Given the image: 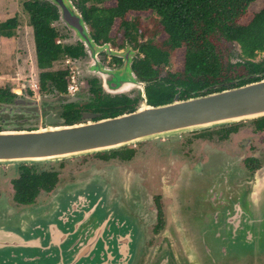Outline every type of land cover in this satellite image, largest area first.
Instances as JSON below:
<instances>
[{"label":"flooded vegetation","instance_id":"obj_1","mask_svg":"<svg viewBox=\"0 0 264 264\" xmlns=\"http://www.w3.org/2000/svg\"><path fill=\"white\" fill-rule=\"evenodd\" d=\"M130 36L132 37L131 33L126 35L121 30L112 41L96 42L97 45L109 43L106 49L121 51L120 55L101 50L93 57H85L82 45L78 41L72 43L71 45H80L81 53L76 57H66L65 63L77 62L83 57L80 71L73 72L68 67L65 72H23L3 77L1 82L6 85L1 86L0 83V127L14 128L18 125L14 131H32L46 127L87 124L130 113L144 106H159L174 100L238 86L264 76V70L247 72L244 59L238 56V44L229 42L237 45L238 54L234 56L227 50L228 54L221 57V62L228 77L232 78L190 89L182 82V64L178 71L168 69L174 63L171 55L157 61L145 56L139 48L147 38ZM118 38H121L120 42ZM125 39L132 49L122 50ZM136 49L138 52L130 56L128 50L132 52ZM127 60H130L129 66L124 64ZM249 60L253 63L264 61V51L256 52ZM240 80H243L241 84L238 83ZM46 96L52 97L45 99ZM262 117L264 116L252 118L248 122L239 121L213 128H201L188 132V135L180 139L159 138L157 142L141 148L139 144L148 140L138 139L88 154L93 157L94 164L99 166L111 162L120 166L127 164L131 175L143 180L142 187L151 200L147 212L152 214V220L146 226V243L153 248L149 264H197V260L190 259L184 253L189 248L191 239H198L202 246L203 256L200 259L203 258L205 264H232L238 260L237 255L248 252L246 243L241 241L243 232L236 233L230 229L224 232L215 229L213 231V227L221 222L231 224L233 220L247 221V217L241 214L247 210L245 198L250 188L248 178L261 166L258 153L252 152V147L264 148ZM229 145L240 155L238 171L242 173L237 175L235 172L232 183L223 174L231 171V168H214L213 164L202 172L201 168L196 167L199 160H209L204 153L207 147L227 151L230 149ZM88 155L81 154L83 157ZM66 159L70 158L17 162L16 175L9 178L8 189H5L8 206L18 212L49 198L58 187L74 180L82 168L76 170L73 176L63 173L65 166L63 169L60 166ZM50 162H57V166L48 165ZM25 169L29 173L41 175L43 179L40 183L43 186L37 185V194L32 202L24 204L13 200L12 181L20 178ZM125 207L123 209L118 204L116 211L118 218L125 222L123 226L133 223V218H130ZM68 226L72 229L69 233L75 237L89 239L95 230V220L87 219L81 223L78 217H74L69 220ZM137 229L133 224L135 237ZM174 239H177L183 254L181 258L175 257L172 247ZM223 239L225 241L221 246L219 240ZM181 240L186 249L181 246ZM212 244L219 245V248L211 247ZM214 250H217L218 255Z\"/></svg>","mask_w":264,"mask_h":264},{"label":"water","instance_id":"obj_2","mask_svg":"<svg viewBox=\"0 0 264 264\" xmlns=\"http://www.w3.org/2000/svg\"><path fill=\"white\" fill-rule=\"evenodd\" d=\"M45 1L56 8V20L69 30L71 42L78 41L88 56L101 50L120 55L121 51L107 50V42L96 44L71 0ZM137 52L133 50L132 55ZM124 64L129 66L130 60ZM260 116H264V76L97 122L32 131L0 130V162L57 160L138 139ZM254 189L258 200H264V171ZM105 197V190L93 181L84 188L74 184L60 186L45 203L18 212L0 202V264H132L139 245L133 223L123 226L125 222L116 212L118 204L107 203ZM259 209L262 217L259 215L258 221L247 223L244 229H257L258 244L264 247V203L258 205ZM74 217L81 223L95 220L91 238L80 239L69 233V220ZM251 243L247 241L248 246Z\"/></svg>","mask_w":264,"mask_h":264},{"label":"trees","instance_id":"obj_3","mask_svg":"<svg viewBox=\"0 0 264 264\" xmlns=\"http://www.w3.org/2000/svg\"><path fill=\"white\" fill-rule=\"evenodd\" d=\"M73 1L95 42L112 41L120 29L126 35L132 32L147 37L139 49L156 61L180 50L182 82L190 89L232 78L222 67L221 57L228 53L221 50L218 42L238 44V56L244 59L247 72L264 70V61L253 63L249 60L256 52L264 51V0L244 22L241 19L254 0H112L113 5L108 6L96 5L102 0ZM21 6L31 27L35 65L39 72H65L66 69L52 70L50 67L62 57H76L81 49L78 44L57 42L60 35L51 25L57 19L56 8L45 0H24ZM146 11L156 16L150 19L149 25H143L139 18ZM128 14L133 15V20L125 18ZM16 22L14 15L0 21V37L13 38ZM156 34L162 35L156 40L159 45L153 43ZM42 179L41 175L25 169L20 178L12 181L13 200L24 204L32 202L37 194L36 186H43Z\"/></svg>","mask_w":264,"mask_h":264},{"label":"rangeland","instance_id":"obj_4","mask_svg":"<svg viewBox=\"0 0 264 264\" xmlns=\"http://www.w3.org/2000/svg\"><path fill=\"white\" fill-rule=\"evenodd\" d=\"M24 0H0V21H3L4 19L8 17H12L13 15L16 17L17 25L14 30L15 36L13 38H2L0 37V83L1 86L6 85L5 82H1V76H5L14 72L18 73H29L33 74L36 72H39V69L35 65L34 60V49H33V42H32V35H31V27L28 24V17L27 13L22 9L21 3ZM73 3L74 1L71 0ZM89 3V2H88ZM112 0H102L101 2L97 3L96 5H113ZM263 4V0H254L252 3H250L247 7V12L244 15V17L241 19V22H244L249 19L252 12L258 10ZM127 20H133V15L128 14L125 17ZM140 20L143 22V25H149L151 20H154L156 18L155 14L153 12H143L139 15ZM151 19V20H150ZM116 24V23H115ZM59 33V43L63 44H72L74 42L72 41V36L69 34V30L65 28V26L61 25L57 20L52 22L51 24ZM121 30H118V34H120ZM131 35L134 36V38H137L138 33L131 32ZM141 37V36H140ZM133 38V37H132ZM147 38V37H146ZM162 38L161 34H156L153 38V43L156 45H159L156 40H160ZM119 42L121 41V38H118ZM218 45L221 47V50L223 51H231V53L234 56H237L238 54V47L236 44H230L226 42H218ZM126 49H132L129 42L125 39V44L122 47V50L125 51ZM129 51V55L133 56L131 50ZM177 53V54H176ZM176 53L172 56L173 59V65H170L168 69H172L174 71H178L182 64V57H181V51L178 50ZM261 55V54H259ZM84 56L87 57L88 55L84 53ZM83 57L78 60L77 62L73 63H65L66 57H62L56 61H54L50 67V69H67L68 67H71V70L74 72L80 71L81 64ZM33 76V75H32ZM52 96H46L45 99H48ZM250 119H243L235 121H245L248 122ZM220 124H215L208 126L209 128H213L216 126H219ZM244 125H248V123H244ZM19 126L13 127H6L2 126L0 129L2 130H14L17 129ZM207 127V128H208ZM201 128L196 129H188V130H181V131H175L167 134L152 136L149 138L142 139L141 141L148 140L141 142L139 145L140 148L149 144L154 143L159 140V138H172V139H180L184 135H188V132H193L200 130ZM207 147L204 150V153L208 161L205 162L203 160H199L196 167H199L202 169V172L205 171V169H209L214 164L215 167H221V168H231V171L228 173H223L225 176H227L232 183L233 175H238L240 172L238 171V152L236 149L232 147V145H229V148L227 151L223 149H208ZM252 152L255 151V153H258V156L261 161V166L257 169V171L252 174L248 178L249 183V190L246 194L245 201H247V210L245 213H242L241 215L247 217V221L245 222H233L231 224L228 223H218L215 224L213 227V231H233L238 233L239 231L243 232L244 237L242 238V242L246 243V248L248 252L242 253L240 255H237V261L233 262L232 264H264V247L260 246L258 244V237L259 234L255 233L254 229H244V225L247 223H254L255 221L259 220V215L261 216L260 209L258 210V205L262 206L264 203V200H258V194L257 191L254 189L255 186H257V182L262 178L264 168V148L263 149H255L252 147ZM257 150V151H256ZM246 151V150H245ZM244 151V152H245ZM208 152V155L206 154ZM242 152L241 154L243 155ZM91 152H87V155ZM235 153V154H230ZM82 155H86V153H83ZM79 156V157H77ZM82 157V158H81ZM65 158L60 168L63 169L65 166L63 173L67 172L71 176H73L76 172V170L79 171L78 175L74 178V180L67 181L64 184H74V186L78 187H85L89 183H93L95 185L102 186V190H105L106 194V202H115L118 203L122 208H126V212L129 214L130 218H133V224L136 226L137 229V240H139V245H137V250L134 254L132 264H149V260L152 253V247L147 245V230L146 226H148L150 219L152 220V214L150 215L149 212H147V206L149 203H151L150 196L145 190L144 187H142L143 180L141 181L140 178L135 177L134 175H131V170L129 166L126 165H117L115 162L106 163L104 165H97L94 164L92 161V156H81V154H74ZM139 160V158L137 159ZM50 161V160H49ZM204 162V163H203ZM48 165H55L57 166V162H50ZM68 165V166H66ZM187 167L190 166L189 164H185ZM16 163L14 162H0V191H4L8 187V180L10 177L16 175ZM47 166V165H46ZM218 173L215 174L217 176ZM231 174V175H230ZM242 174V173H240ZM214 176V174H212ZM263 186V185H262ZM8 189V188H7ZM131 189V190H130ZM6 191L1 192L0 194V202H4L8 204ZM256 193L254 194V192ZM9 192V190H8ZM10 194V192L8 193ZM48 198L45 200H40L37 203H34L30 206L31 207L37 204L45 203ZM119 199V200H118ZM126 200V201H124ZM125 204V205H124ZM12 207V206H11ZM124 209V208H123ZM12 210H15V208L12 207ZM12 213V212H11ZM133 216V217H132ZM262 217V216H261ZM218 227V228H217ZM243 230V231H242ZM182 241V240H181ZM190 246L187 250H185V254L192 259L197 260V264H205V261H202L200 259L202 255V246L198 243V239H191L189 240ZM218 241V240H217ZM216 241V242H217ZM221 242V246L223 245V240H219ZM247 241H252L250 246H248ZM219 242V243H220ZM184 242L182 241L181 246H183ZM219 248V245H211V247ZM173 251L176 258H181L183 254L181 253V250L179 249L180 246L178 245L177 239L173 240ZM250 247V248H249ZM210 248V247H209ZM184 249H186L184 247ZM195 249V250H193ZM197 250V251H196ZM216 252V255H218L217 250H214Z\"/></svg>","mask_w":264,"mask_h":264},{"label":"crops","instance_id":"obj_5","mask_svg":"<svg viewBox=\"0 0 264 264\" xmlns=\"http://www.w3.org/2000/svg\"><path fill=\"white\" fill-rule=\"evenodd\" d=\"M31 35H32V33H31ZM33 42V41H32ZM34 60H35V56H34ZM14 73H18V72H14ZM6 76V75H5ZM4 75L3 76H1V80H2V78L3 77H5Z\"/></svg>","mask_w":264,"mask_h":264},{"label":"built area","instance_id":"obj_6","mask_svg":"<svg viewBox=\"0 0 264 264\" xmlns=\"http://www.w3.org/2000/svg\"><path fill=\"white\" fill-rule=\"evenodd\" d=\"M57 42H59V40H57Z\"/></svg>","mask_w":264,"mask_h":264}]
</instances>
